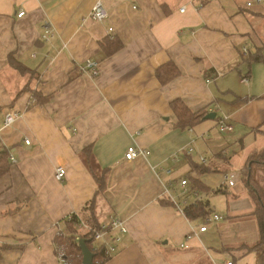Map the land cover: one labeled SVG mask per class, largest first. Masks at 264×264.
<instances>
[{"label":"crops","instance_id":"crops-1","mask_svg":"<svg viewBox=\"0 0 264 264\" xmlns=\"http://www.w3.org/2000/svg\"><path fill=\"white\" fill-rule=\"evenodd\" d=\"M98 1L108 13L99 23L88 18ZM108 41L122 48L107 56ZM259 51L261 62L248 65ZM88 60L97 77L80 72ZM168 64L180 74L161 85L155 73ZM256 64L264 65V0H0V264H61L55 240L63 220L85 221L89 209L99 226L114 216L127 228L104 264H236L238 249L258 240L243 182L247 160L264 151V73L251 75ZM250 79L260 86L236 90ZM34 93L51 100L39 105ZM175 100L215 119L181 129ZM220 111L233 128L220 135L232 139L215 151ZM6 112L19 115L9 127ZM130 147L149 156L128 162ZM199 150L205 165L196 162ZM85 158L95 176L105 171L103 190ZM231 171L235 186L220 188ZM256 171L264 188V169ZM181 180L207 215L216 208L206 197L220 196L224 220L197 233L201 218L177 211L194 200L182 198Z\"/></svg>","mask_w":264,"mask_h":264},{"label":"trees","instance_id":"trees-1","mask_svg":"<svg viewBox=\"0 0 264 264\" xmlns=\"http://www.w3.org/2000/svg\"><path fill=\"white\" fill-rule=\"evenodd\" d=\"M101 47L105 55L109 56L114 52L120 50L122 48V45L119 41H108L107 43H105V46L101 44ZM246 60L248 65L261 62V52L259 51L257 54L249 56ZM12 65L17 67L18 70H22L13 62ZM155 74L161 85H165L177 78L180 72L173 64H168L164 67L159 68ZM34 97L37 104L39 105H44L51 100V97H42L41 95H39V93H34ZM170 108L177 119L176 126L181 129L192 128L206 116L205 113H192L180 100L171 102ZM4 160L5 154L4 152H0V177L3 176L4 173ZM84 163L89 171H91V173L93 174L98 184L99 191L103 190L105 171L104 173L102 172L101 175L95 176L93 170L95 168L94 165L87 158L84 159ZM256 169H264V151L251 156L247 160L245 171L243 172L244 186L253 202V211L250 216L256 222L258 240L251 247L243 245L242 247H240V249H238L237 253H239L241 258L250 253H255L257 255V264H264V188H262L254 179V170ZM218 192H220V190L214 191V193ZM161 204L167 205V202L161 201ZM85 210L88 211V208ZM88 212L89 215L87 216V219L84 221V223L90 231H87L80 236L81 239L87 241L88 249L90 251H94L92 247L93 242L91 239V234L92 231L98 230L100 226L95 222L92 214L90 213V209ZM206 215L207 212L202 204L189 206L184 210V216L188 220H197ZM78 221H83V218L78 214H73L71 219H64L62 223L65 229L63 230V233L59 232L56 237L55 244L59 249L58 253L63 260V264H82L81 252L74 241L75 235L79 234V231L75 228V223H77ZM93 254L94 259L92 264H104L107 261V259L103 257L102 252L98 251L94 252Z\"/></svg>","mask_w":264,"mask_h":264},{"label":"built area","instance_id":"built-area-1","mask_svg":"<svg viewBox=\"0 0 264 264\" xmlns=\"http://www.w3.org/2000/svg\"><path fill=\"white\" fill-rule=\"evenodd\" d=\"M37 1H43V0H37ZM199 5H202L205 3V0H196ZM216 1V0H213ZM259 1V0H258ZM184 9H181L180 12H183ZM24 11H19L17 13V18H21L24 16ZM108 13L102 3L100 1L96 2L93 6L90 14L89 19L93 22H102L105 19H107ZM111 32V30H109ZM44 40H49L50 36L49 34H45L43 36ZM243 55H248L247 51L245 49L242 50ZM80 72L89 74L91 77H97L99 75V68L98 64L95 61L88 60L86 61L81 67L79 68ZM209 82V81H207ZM242 84H246L248 82V77L245 76L241 78L240 81ZM19 115L17 113H11L6 112L3 114V126L9 127L15 123V121L18 119ZM217 127L220 133L228 134L231 133L233 128L229 121L222 117L221 119H218L217 121ZM26 145H29L28 141H25ZM149 156V152L139 149L130 147L127 149L125 154V160L128 162H131L135 159L141 158V157H147ZM11 162L14 164L16 160L13 158H10ZM200 163L202 165H205L207 163V160L205 158H200ZM164 174L168 175L170 174L169 170H161ZM55 180L61 182L65 178V170L62 167H57L55 169L54 174ZM236 183V175L234 172H227L222 175V181L220 184V188H232L235 186ZM180 189H181V196L182 198H187V196L193 195V201L188 202L187 199H183L181 203L177 206V211L180 214H184V209L189 206H195L198 203V195L194 192L190 193V189L188 186V182L186 180H181L178 183ZM72 215L68 217V219H71ZM224 220L223 216L217 215V214H208L201 218L200 226L197 230V233H204L207 231V227L214 223H221ZM75 228L79 231V234H76L74 237V241L77 244L79 240L81 239V236L83 233L90 231L89 228L85 225L84 221H78L75 223ZM60 232V231H59ZM127 233V228L125 223L118 219L117 217L111 216L108 218V220L104 223H102L98 230L92 231L91 239L93 243L99 244V248L94 249V252H102L103 257L105 259H110L116 252L115 245L121 241V238L123 235ZM194 235V234H192ZM191 235L187 237V239H190ZM182 247V245L180 246ZM60 257L61 264H63V260ZM222 264H234L232 261H225Z\"/></svg>","mask_w":264,"mask_h":264},{"label":"rangeland","instance_id":"rangeland-1","mask_svg":"<svg viewBox=\"0 0 264 264\" xmlns=\"http://www.w3.org/2000/svg\"><path fill=\"white\" fill-rule=\"evenodd\" d=\"M255 67H258V72L257 73H255L254 72V70H253V68H251L250 69V72H251V75L254 73L255 75H257L259 72L261 73H264V65H260V64H256V66ZM255 69V68H254ZM257 78V77H256ZM262 79V78H261ZM259 84H261V81H259V79H258V81L256 80V82L254 81L253 82V79H250L249 80V84L248 85H242V86H238V87H236V90H238V91H240V92H246V88H248V86H250V87H252V89H254L255 87H258V85ZM260 86V85H259ZM222 116H223V114H222V112L220 111L218 114H217V121H218V119H221L222 118ZM216 124H213L214 126H213V129L211 130V131H213V135L215 136V138H216V142L214 143V150L216 151V150H220L221 149V147H226V145H227V143L229 142V140L230 139H232L231 137H229V138H223V137H227V136H230V135H232V134H230V135H228V134H224V135H227V136H224V135H220V132H219V130H218V127H217V122H215ZM200 156H203L202 155V151H198V155H194V157H195V159H196V162H197V164L199 165L200 163H199V158H204V157H200ZM207 160V159H206ZM257 173V171L255 172V176H254V179H255V177H257V182L258 183H260V182H262L261 181V179H262V177L261 176H259V174H256ZM179 180V179H178ZM218 180L216 179V180H214V183H216ZM179 194H180V192H179ZM206 199H207V201L208 202H210V206H211V208L212 207H214V208H216L215 209V212L216 213H212V214H217V215H219V214H221L220 213V210H219V206L221 207V204H219V201L221 200L220 199V196H216L215 194H213V195H211V196H208V197H206ZM179 200H182L181 198H180V196H179ZM222 202V201H221ZM238 258V257H237ZM220 264V263H219ZM236 264H256V261H255V259H254V256L252 255V253H250L249 255H246L245 257H242L240 260H237V262H236Z\"/></svg>","mask_w":264,"mask_h":264},{"label":"water","instance_id":"water-1","mask_svg":"<svg viewBox=\"0 0 264 264\" xmlns=\"http://www.w3.org/2000/svg\"><path fill=\"white\" fill-rule=\"evenodd\" d=\"M259 1H263V0H259ZM203 119L214 120L215 113L207 114ZM77 247L79 248L82 255V264H92L94 259V254L88 249L87 241L84 239L79 240Z\"/></svg>","mask_w":264,"mask_h":264}]
</instances>
